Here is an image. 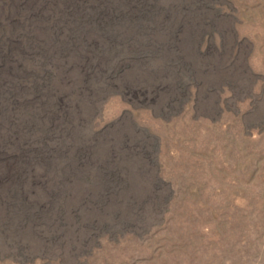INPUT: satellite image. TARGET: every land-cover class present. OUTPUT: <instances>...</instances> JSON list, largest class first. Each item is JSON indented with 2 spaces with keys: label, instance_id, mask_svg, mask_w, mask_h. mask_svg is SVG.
Listing matches in <instances>:
<instances>
[{
  "label": "rangeland",
  "instance_id": "obj_1",
  "mask_svg": "<svg viewBox=\"0 0 264 264\" xmlns=\"http://www.w3.org/2000/svg\"><path fill=\"white\" fill-rule=\"evenodd\" d=\"M0 264H264V0H0Z\"/></svg>",
  "mask_w": 264,
  "mask_h": 264
}]
</instances>
